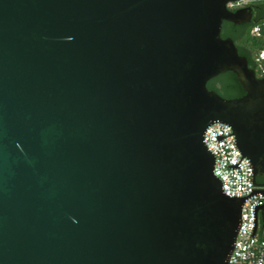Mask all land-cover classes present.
Masks as SVG:
<instances>
[{
    "label": "water",
    "instance_id": "1",
    "mask_svg": "<svg viewBox=\"0 0 264 264\" xmlns=\"http://www.w3.org/2000/svg\"><path fill=\"white\" fill-rule=\"evenodd\" d=\"M236 1L0 0V264H228L264 195L226 196L203 141L227 125L264 187V78L220 36L251 21ZM226 73L243 97L207 90Z\"/></svg>",
    "mask_w": 264,
    "mask_h": 264
},
{
    "label": "built area",
    "instance_id": "2",
    "mask_svg": "<svg viewBox=\"0 0 264 264\" xmlns=\"http://www.w3.org/2000/svg\"><path fill=\"white\" fill-rule=\"evenodd\" d=\"M254 1H236L228 3L226 8L234 12L251 5ZM250 34L254 38L262 37L259 26H254ZM254 62L256 76L264 78V47L256 52ZM231 134L232 130L227 125L215 123L205 130L203 137L205 147L215 157L213 175L221 181L223 193L228 197H246L251 190H264L262 186L251 185L250 163L244 157L241 159L242 156L234 145V135ZM216 135L230 136L223 138L219 143L215 141ZM237 163L240 169L231 170L227 168V166L237 165ZM261 204H264V195L251 196L243 204L241 208V226L236 234L228 264H264V212L259 209L257 211L256 230L253 237L250 238L254 224L253 207Z\"/></svg>",
    "mask_w": 264,
    "mask_h": 264
},
{
    "label": "trees",
    "instance_id": "3",
    "mask_svg": "<svg viewBox=\"0 0 264 264\" xmlns=\"http://www.w3.org/2000/svg\"><path fill=\"white\" fill-rule=\"evenodd\" d=\"M251 5L255 10V21L248 26H234L224 22L220 36L222 39H231L234 42L239 56L244 57L249 69L255 72L254 56L259 49L264 47V0H255ZM254 26L260 27L262 37L254 38L251 36L250 33ZM206 88L225 100L238 99L244 96L236 76L232 73H226L212 79L207 83ZM257 183L262 185L263 182L257 180Z\"/></svg>",
    "mask_w": 264,
    "mask_h": 264
},
{
    "label": "flooded vegetation",
    "instance_id": "4",
    "mask_svg": "<svg viewBox=\"0 0 264 264\" xmlns=\"http://www.w3.org/2000/svg\"><path fill=\"white\" fill-rule=\"evenodd\" d=\"M243 9H251V12H252L251 21L249 23H247V24H241L243 26H248V25L252 24L255 21V10H254V7L252 5H247V6L243 7V8L238 9V10H243ZM241 25H238V26H241Z\"/></svg>",
    "mask_w": 264,
    "mask_h": 264
}]
</instances>
